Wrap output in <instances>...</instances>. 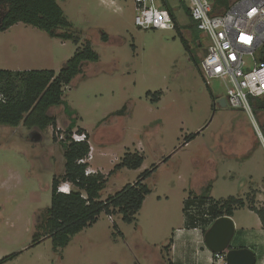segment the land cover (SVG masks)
I'll use <instances>...</instances> for the list:
<instances>
[{
  "label": "rangeland",
  "instance_id": "rangeland-1",
  "mask_svg": "<svg viewBox=\"0 0 264 264\" xmlns=\"http://www.w3.org/2000/svg\"><path fill=\"white\" fill-rule=\"evenodd\" d=\"M57 2L81 42L17 23L0 32V69L58 73L78 47L90 42L100 59L85 63L65 88L64 100L78 120L73 132L84 128L88 133V170L92 166L108 178L102 200L136 182L144 170L158 169L145 181L152 192L133 223L103 212L68 246L56 250L51 237L33 241L51 207L54 178L65 173L61 136L72 118L61 105L49 110L57 118L55 128L0 126V260L16 254L1 264H159L167 259L166 246L184 228L186 215L201 222L206 213L213 216L215 203L230 196L264 208V143L259 134L264 111L252 119L242 110L220 106L226 88L219 80L207 84L196 45L200 40L208 47L210 41L190 26L185 6L172 2L179 32L137 26L134 0ZM150 91L163 92L159 102L148 96ZM191 134L197 136L186 143ZM135 151L145 158L139 169L110 175L125 153ZM66 183L60 187L73 188ZM209 185L206 199H201ZM195 196L197 204L190 201ZM234 220L232 247L261 233L262 221L249 206L236 209Z\"/></svg>",
  "mask_w": 264,
  "mask_h": 264
},
{
  "label": "trees",
  "instance_id": "trees-1",
  "mask_svg": "<svg viewBox=\"0 0 264 264\" xmlns=\"http://www.w3.org/2000/svg\"><path fill=\"white\" fill-rule=\"evenodd\" d=\"M190 26L197 29L190 17ZM175 21V29L180 32V26L172 11ZM23 22L45 31L50 37L62 40H72L76 44L81 39L72 32V23L66 18L63 9L57 0H0V32L6 31L17 23ZM198 30V29H197ZM103 39L108 36L104 33ZM184 47L191 52L189 42L182 37ZM264 56V55H263ZM100 59L91 43L78 47L75 54L64 67L57 73L53 69H35L25 71H13L0 69V90L6 94V103L0 102V126L17 128L23 124L28 129L46 130L49 127H57V118L49 114L54 106L64 105L66 112L72 118L67 126L66 135L62 139L65 147V173L53 181L52 203L43 220L38 225V232L34 236V244L40 243L42 237H51L56 250L68 246L73 237L84 228L97 222L101 213L109 216H117L127 223H133L136 215L143 207V203L152 192L151 187L145 182L157 169L144 170L134 183L125 185L113 196L102 200L101 192L106 187L108 178L102 172L87 174L89 162L86 160L91 154V145L88 133L83 128L78 133H85L86 141L76 142L72 140L73 130L77 127V118L73 117L75 111L64 100V90L71 86L74 78L79 75L87 61L97 62ZM153 95L154 102H159L163 92L147 93ZM212 98L215 100L213 94ZM254 115L264 111V98L252 99ZM126 110L124 107L119 114ZM264 136V126L261 127ZM197 134H191L186 138V143L195 139ZM170 157H167L168 160ZM144 156L140 151L127 152L111 170L110 175L123 168L139 169L144 163ZM62 182L73 185L69 193L59 191ZM210 191V185L206 187L201 199H206V192ZM190 201L198 202L195 196ZM189 201V203H190ZM253 204V201H252ZM249 206L258 213L264 227V208L250 205L247 200L230 196L213 205L211 218L228 215L234 216L235 210ZM117 228L118 226L115 225ZM206 231V230H205ZM173 244L170 240L166 249ZM12 254L2 260L11 259Z\"/></svg>",
  "mask_w": 264,
  "mask_h": 264
},
{
  "label": "built area",
  "instance_id": "built-area-1",
  "mask_svg": "<svg viewBox=\"0 0 264 264\" xmlns=\"http://www.w3.org/2000/svg\"><path fill=\"white\" fill-rule=\"evenodd\" d=\"M173 1L178 7L185 6L197 29L210 41L200 66L207 84L219 80L226 88L223 98L227 106L255 119L252 99L264 98V0H134L135 24L143 29H175ZM7 100L0 90V102ZM72 140L86 141L87 136L73 132ZM59 191L69 193L71 188L66 190L63 185ZM213 260L214 264H228L226 252L214 253Z\"/></svg>",
  "mask_w": 264,
  "mask_h": 264
},
{
  "label": "crops",
  "instance_id": "crops-1",
  "mask_svg": "<svg viewBox=\"0 0 264 264\" xmlns=\"http://www.w3.org/2000/svg\"><path fill=\"white\" fill-rule=\"evenodd\" d=\"M91 170L92 172H97L92 166ZM194 204H197V201H195ZM198 214H200V212ZM188 217L187 215L185 216L184 228L179 229V232H175L173 244L167 250V259L164 261L160 260L159 264H164L167 260L169 264H214V253L206 246L204 234L206 232L205 230L212 225L215 219L206 217L203 221L198 222L199 219L195 220L193 217ZM242 247H248L257 251L260 256V264H264V227L262 226L261 233L254 235L251 239H248L247 242L241 238L236 245L233 246V248Z\"/></svg>",
  "mask_w": 264,
  "mask_h": 264
},
{
  "label": "water",
  "instance_id": "water-1",
  "mask_svg": "<svg viewBox=\"0 0 264 264\" xmlns=\"http://www.w3.org/2000/svg\"><path fill=\"white\" fill-rule=\"evenodd\" d=\"M205 54H207V50H205ZM218 103L221 107L227 106L225 98H220ZM236 231L237 225L232 216L218 217L204 234L205 244L213 253L226 252L228 264H256L258 258L253 249L232 247Z\"/></svg>",
  "mask_w": 264,
  "mask_h": 264
},
{
  "label": "flooded vegetation",
  "instance_id": "flooded-vegetation-1",
  "mask_svg": "<svg viewBox=\"0 0 264 264\" xmlns=\"http://www.w3.org/2000/svg\"><path fill=\"white\" fill-rule=\"evenodd\" d=\"M201 43H202V41L199 40L196 45H197V48L201 51V53L203 55L205 53L206 47H204L203 43L201 45Z\"/></svg>",
  "mask_w": 264,
  "mask_h": 264
}]
</instances>
